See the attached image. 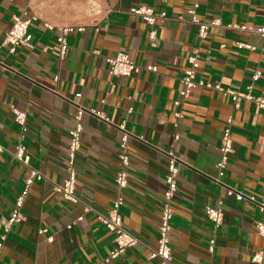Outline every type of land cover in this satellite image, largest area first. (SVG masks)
<instances>
[{"label": "crops", "instance_id": "0c3cea01", "mask_svg": "<svg viewBox=\"0 0 264 264\" xmlns=\"http://www.w3.org/2000/svg\"><path fill=\"white\" fill-rule=\"evenodd\" d=\"M193 2L0 0V43L13 13L25 9L32 17L28 44L14 53L0 46V236L29 173L13 155L19 140L30 154V165L44 174L29 188L21 208L24 219L9 226L0 264H158L149 254L157 245L169 150L179 158L169 233L174 264H253L252 254L264 247V238L255 229L264 211L248 199L237 200L227 188L258 201L264 196V109L246 99L234 104L217 90L196 87L182 100V117L175 127L173 101L194 49L200 53L198 78L244 93L251 75L259 70L262 75L253 83L252 93L264 95V38L227 27L264 23V0H200L198 18L221 22L209 26L203 39L197 36L196 24L178 18ZM139 5L166 13L157 22L155 39L148 37L149 26L129 12ZM63 26L73 30L67 35L65 56L59 58L57 36ZM119 51L137 64H155L157 71L109 75L106 58ZM11 104L26 112L23 136ZM78 106L86 109L75 160L81 201L70 202L53 185L67 175L69 130ZM228 117L233 150L220 176L216 163ZM118 124L130 133L128 185L120 212L138 242L106 261L115 246L114 234L95 211L106 212L114 198V177L120 167ZM218 200L223 216L214 226L205 207L216 206ZM85 205L94 211L85 212ZM79 215L83 219L67 228ZM41 228L46 231L39 233Z\"/></svg>", "mask_w": 264, "mask_h": 264}, {"label": "built area", "instance_id": "2783aa9c", "mask_svg": "<svg viewBox=\"0 0 264 264\" xmlns=\"http://www.w3.org/2000/svg\"><path fill=\"white\" fill-rule=\"evenodd\" d=\"M200 5V0H194V2L189 5L185 13L186 15L179 16L178 18L183 21H190L197 25V36L200 39L206 37L207 28L209 26H219L221 22L218 19H213L210 22L201 21L197 15V9ZM129 12L135 16H138L144 23L149 26L148 37L150 39L156 38V25L159 20H163L166 16L164 11H155L152 6L139 5L133 6L129 9ZM12 21L9 29L6 31L5 36L0 43V46H6L10 53H14L19 46L26 45L31 40V33L29 32V25L31 23L32 17L29 15L27 10H22L18 13H13ZM49 29L52 25L45 24ZM227 27H232L240 30H246L250 32H255L264 38V23L259 26L253 27L243 24H228ZM73 28L71 26H63L61 32L57 36V42L59 47V58L65 56L68 42L67 35L71 32ZM239 46L247 47L249 49H254V46L238 42ZM264 48V46H263ZM200 58V53L198 49H194L188 56L187 62L188 67L184 70L181 76L182 87L178 90V98L174 99V111L173 115L175 117L174 126L178 125V120L182 117V111L180 106L182 100L188 98L192 89L196 87L207 88L211 90H217L221 92L224 96H229L234 104H237L241 99H246L254 102L259 108L264 109V95L253 94V83L259 79L262 75L261 71L256 70L251 75L249 84L246 86V91L244 93H238L231 87H224L219 82L206 81L202 78H198L196 70L198 68V59ZM208 58V57H207ZM108 69L107 72L111 76H129L133 73H139L142 70L147 71H157V66L155 64H149L146 66L135 63L130 59L129 55L125 51H119L114 56L106 58ZM57 80V76H55ZM79 95V93H77ZM13 119L20 126L22 136L25 134L26 127V112L17 108L14 104L10 105ZM86 109L82 106H78L77 112L74 115V124L69 130V141L66 151L65 158V169L66 177L62 183H55L53 185V190L60 195L63 200L70 202H80L81 198L76 193V182H77V170L75 167L76 155L81 147V134L83 130L82 126V114ZM91 113L103 117L100 111L93 109L89 110ZM232 118L228 117L226 119L225 125L222 130L219 151L220 158L216 163L218 169V174L221 176L226 168L229 154L233 150L232 145V134L231 125ZM117 128L120 131L119 137V163L120 167L117 170L114 182L116 186L114 198L110 208L104 212H97V219L114 234V248L109 252L108 256L105 258L106 261L113 259L120 255L126 248L135 245L138 242V238L131 231H129L123 221L120 212L121 206L124 204V190L128 185V172L127 167L129 165V153L127 151V142L130 133L125 129L123 124H118ZM179 138V134L175 133L173 136L174 140ZM3 151V147L0 145V153ZM168 157L167 162V173L164 178L165 189L162 194V203L159 213L158 221V237L157 245L150 251L149 258L157 259L158 264H174L173 250L170 243L169 233L171 231L170 221L173 216V198L177 191V177H178V166L177 162L179 158L171 151L165 152ZM14 157L23 165L29 168V173L24 180V185L20 192L17 194L14 206L11 210L10 216L4 225V233L0 236V247L6 237V233L9 230V226L14 222H19L24 219V215L21 212L22 205L24 203L25 197L28 194L29 188L34 181H40L44 179V174L30 165V154L22 140H19L14 146ZM227 193L233 195L237 200L248 199L259 205L260 210L264 211V196L258 201L254 196H248L241 191L235 190L228 187ZM221 200H218L216 206H206L205 213L206 216L214 223V226H218L222 221L223 210L221 207ZM84 211H94V209L89 206H84ZM83 219V215L77 216L75 219L71 220L66 224L67 228H71L78 221ZM256 232L264 238V218L257 221L255 224ZM46 228L39 229V233L45 232ZM52 236L47 238L48 241H52ZM214 244V238L209 240V248L212 250ZM251 261L253 264H264V247L256 250L252 256Z\"/></svg>", "mask_w": 264, "mask_h": 264}]
</instances>
